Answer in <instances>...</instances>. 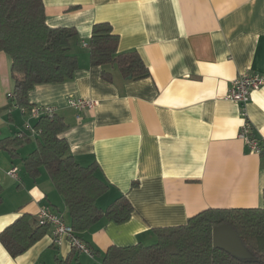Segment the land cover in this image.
I'll use <instances>...</instances> for the list:
<instances>
[{"label":"crops","instance_id":"obj_1","mask_svg":"<svg viewBox=\"0 0 264 264\" xmlns=\"http://www.w3.org/2000/svg\"><path fill=\"white\" fill-rule=\"evenodd\" d=\"M52 28H74L78 70L71 81L37 86L34 106H52L67 129L61 137L82 166L97 163L110 186L97 201L106 209L126 196L135 212L125 223L102 219L81 240L99 254L77 253L70 240L54 243L51 229L13 258L0 242V264H102L110 247L156 242L154 230L178 227L208 209L263 206L264 156L242 138L246 119L227 99L242 74H264V0H43ZM109 23L119 52L137 51L151 77L124 79L114 66L90 63L92 29ZM11 60L0 53V141L21 137L17 158L0 146V233L19 217L50 208L71 226L63 198L47 171L37 180L23 161L37 148L29 109L9 99ZM97 101L79 121L68 99ZM255 137L264 144V87L246 108ZM17 169V176L10 171ZM134 183L138 185L133 186Z\"/></svg>","mask_w":264,"mask_h":264},{"label":"trees","instance_id":"obj_2","mask_svg":"<svg viewBox=\"0 0 264 264\" xmlns=\"http://www.w3.org/2000/svg\"><path fill=\"white\" fill-rule=\"evenodd\" d=\"M78 37L74 28H52L46 22L43 0H0V53L11 60L14 88L9 99L20 109H30V93L40 85L74 79L78 58L72 42ZM120 37L109 23L94 25L88 44L90 63L102 67V77L112 81L106 67L114 66L124 79L139 81L151 77L150 69L137 51L119 52ZM68 125L58 114L38 119L37 148L23 161L27 174L37 180L45 169L63 198L76 236L89 231L102 219L118 224L127 222L135 208L126 196H120L106 209L97 201L110 189L98 175L99 166L80 165L70 152L68 141L61 137ZM255 135V134H254ZM24 138L0 141L2 149L17 158L15 149ZM262 153L264 156V144ZM138 184L134 183L136 187ZM0 184V205L3 203ZM227 225L238 234L254 260H239L214 248L213 229ZM50 228L37 218L24 214L0 233V242L13 257L25 254L44 238ZM156 242L131 247H110L102 264H264V193L263 206L251 209H208L184 225L154 230ZM92 254L97 255L98 252Z\"/></svg>","mask_w":264,"mask_h":264},{"label":"built area","instance_id":"obj_3","mask_svg":"<svg viewBox=\"0 0 264 264\" xmlns=\"http://www.w3.org/2000/svg\"><path fill=\"white\" fill-rule=\"evenodd\" d=\"M264 87V74H242L232 84L227 99L237 103L241 108V114L246 123L242 128L241 136L246 141L248 149L256 154H261L263 149L258 138L254 135V130L250 122L247 120V105L251 101L252 94ZM98 104L97 101L86 99H68V107L77 113V119L80 121L84 112L91 111ZM30 116L40 119L43 116H52L56 113V108L52 106H34L29 109ZM12 177L17 176V169L10 171ZM40 225L48 226L52 231L54 243L60 245L64 238L70 240L73 251L77 253L92 254L89 246L78 238L71 226L67 225L63 218L52 211L50 208H41L36 216Z\"/></svg>","mask_w":264,"mask_h":264},{"label":"water","instance_id":"obj_4","mask_svg":"<svg viewBox=\"0 0 264 264\" xmlns=\"http://www.w3.org/2000/svg\"><path fill=\"white\" fill-rule=\"evenodd\" d=\"M212 236L214 248L221 249L239 260H254L252 253L246 249L236 231L231 227L216 226Z\"/></svg>","mask_w":264,"mask_h":264}]
</instances>
